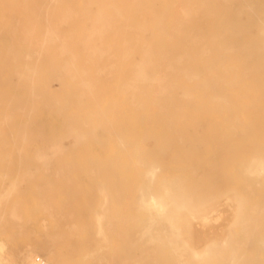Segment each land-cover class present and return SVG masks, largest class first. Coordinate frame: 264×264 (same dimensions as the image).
I'll list each match as a JSON object with an SVG mask.
<instances>
[{
  "label": "rangeland",
  "instance_id": "obj_1",
  "mask_svg": "<svg viewBox=\"0 0 264 264\" xmlns=\"http://www.w3.org/2000/svg\"><path fill=\"white\" fill-rule=\"evenodd\" d=\"M263 105L264 0H0V264H264Z\"/></svg>",
  "mask_w": 264,
  "mask_h": 264
},
{
  "label": "bare ground",
  "instance_id": "obj_2",
  "mask_svg": "<svg viewBox=\"0 0 264 264\" xmlns=\"http://www.w3.org/2000/svg\"><path fill=\"white\" fill-rule=\"evenodd\" d=\"M171 2V1H170ZM121 10V9H120ZM29 15V13H28ZM182 15V14H181ZM32 20V19H30ZM128 21V19H127ZM32 25V24H31ZM237 29V28H236ZM95 32V31H94ZM179 34V33H178ZM220 34V33H219ZM87 35V34H86ZM91 35V34H90ZM231 36V35H230ZM58 37V36H57ZM89 37V36H88ZM90 38V37H89ZM125 39V38H124ZM60 40V39H59ZM214 42V41H213ZM250 44V43H249ZM63 46V45H62ZM64 47V46H63ZM246 47V46H245ZM66 49V48H65ZM259 50V49H258ZM242 53V52H241ZM250 54V53H249ZM138 63V62H137ZM262 68V67H261ZM243 74V73H242ZM244 75V74H243ZM237 77V76H236ZM213 81V80H212ZM158 85V84H156ZM232 85V84H231ZM213 86V85H212ZM135 87V86H134ZM184 94V93H183ZM221 105V103H219ZM230 106V105H228ZM264 106V105H263ZM222 109V108H221ZM230 109V108H229ZM227 112V110H226ZM262 120V119H261ZM236 122V121H235ZM239 124V123H238ZM237 124V125H238ZM236 128V127H235ZM261 129V128H260ZM261 139V138H260ZM251 159V158H250ZM258 164H255L254 167H251L249 171L253 172V169L256 168ZM258 168V167H257ZM246 169V168H245ZM155 171V170H154ZM250 172V173H252ZM255 172V169H254ZM152 179V178H151ZM259 183V182H258ZM260 184V183H259ZM162 194L160 197L152 196L149 201L144 202V206L148 209H152L155 211L157 216H163L165 214H169V221L171 225L182 233L185 236L188 234L189 228L193 230L194 233L198 235L200 240L196 242L194 240L193 247H197L199 252H194V255L200 256V253H207L208 249V236L210 237L211 234H215L218 241L225 243V237L227 234L228 226L231 222H233L237 215H235V218L232 219L229 215V205L228 200H223L219 202H215L209 207L205 208H192L188 206L185 201L174 198L171 189L168 186H162ZM150 189V188H149ZM151 192V191H150ZM229 194V193H228ZM149 197V196H148ZM229 197V196H228ZM234 200V199H233ZM189 201V200H188ZM239 203H237L238 205ZM234 205V204H233ZM234 209L236 207H233ZM233 210V209H232ZM237 210V209H235ZM234 210V211H235ZM233 212V211H232ZM231 212V213H232ZM210 214H213L214 216L220 215L221 222L220 224L215 223L214 221H209V223L206 221L208 216ZM233 215V216H234ZM213 218V216H212ZM161 222V221H160ZM162 224V223H161ZM188 228V230H187ZM191 230V232H192ZM144 232V231H143ZM190 232V233H191ZM192 232V233H193ZM189 233V234H190ZM252 233V232H251ZM188 234V235H189ZM191 235V234H190ZM195 235V234H194ZM194 237V236H193ZM189 238V237H188ZM193 239V238H192ZM192 243L193 241H186L185 243ZM0 248L2 251L3 245L0 244ZM248 249V248H247ZM5 252V251H4ZM6 254V252H5ZM25 256V255H24ZM28 256V255H26ZM1 257V256H0ZM29 257V256H28ZM40 257V256H39ZM36 258H29L27 260V264H34ZM54 260V259H53ZM3 261V260H2ZM48 264H53L52 262L46 260ZM54 262V261H53ZM182 262V261H181ZM57 264V263H56Z\"/></svg>",
  "mask_w": 264,
  "mask_h": 264
},
{
  "label": "built area",
  "instance_id": "obj_3",
  "mask_svg": "<svg viewBox=\"0 0 264 264\" xmlns=\"http://www.w3.org/2000/svg\"><path fill=\"white\" fill-rule=\"evenodd\" d=\"M34 264H48V262L43 257H37Z\"/></svg>",
  "mask_w": 264,
  "mask_h": 264
}]
</instances>
